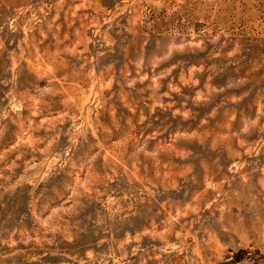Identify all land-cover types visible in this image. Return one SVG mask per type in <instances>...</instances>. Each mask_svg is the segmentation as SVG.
Masks as SVG:
<instances>
[{
    "label": "rangeland",
    "instance_id": "1",
    "mask_svg": "<svg viewBox=\"0 0 264 264\" xmlns=\"http://www.w3.org/2000/svg\"><path fill=\"white\" fill-rule=\"evenodd\" d=\"M0 264H264V0H0Z\"/></svg>",
    "mask_w": 264,
    "mask_h": 264
}]
</instances>
